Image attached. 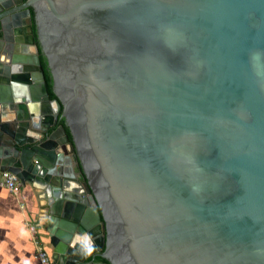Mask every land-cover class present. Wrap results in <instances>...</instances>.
Masks as SVG:
<instances>
[{"label":"water","instance_id":"1","mask_svg":"<svg viewBox=\"0 0 264 264\" xmlns=\"http://www.w3.org/2000/svg\"><path fill=\"white\" fill-rule=\"evenodd\" d=\"M0 93L52 264H264V0H0Z\"/></svg>","mask_w":264,"mask_h":264},{"label":"crops","instance_id":"2","mask_svg":"<svg viewBox=\"0 0 264 264\" xmlns=\"http://www.w3.org/2000/svg\"><path fill=\"white\" fill-rule=\"evenodd\" d=\"M27 91L31 93V89L27 88ZM73 169L80 175L75 156ZM67 182L66 186L62 182H55L51 192L45 188L35 190L27 185L22 187L19 196H14L6 188L0 187V264H38L27 228L30 224L36 226L38 235L53 260L49 204L54 201L64 204L71 200L69 204L72 205L76 201L78 193L75 189L78 186L74 181ZM54 192L58 193L57 198L54 197Z\"/></svg>","mask_w":264,"mask_h":264},{"label":"built area","instance_id":"3","mask_svg":"<svg viewBox=\"0 0 264 264\" xmlns=\"http://www.w3.org/2000/svg\"><path fill=\"white\" fill-rule=\"evenodd\" d=\"M0 187L6 188L14 196H19L22 190V185L17 177L10 172L0 171ZM30 232L33 237L35 247V257L38 264H52V259L49 252L45 248L36 226H30Z\"/></svg>","mask_w":264,"mask_h":264},{"label":"trees","instance_id":"4","mask_svg":"<svg viewBox=\"0 0 264 264\" xmlns=\"http://www.w3.org/2000/svg\"><path fill=\"white\" fill-rule=\"evenodd\" d=\"M32 21H33V30H34V35H35V38H36V42H37V45L39 47V52H40V60H41V64H42V67H43V71H44V74H45V78H46V85H47V88H48V91H49V94H50V97L52 99H55L56 96L53 92V81H52V76H51V73H50V70L48 68V64H47V60L45 58V56L42 54L41 52V49H40V46H39V43H38V40H37V34H36V26H35V21H34V12L32 10ZM60 124L61 125H64L65 128H66V131L68 133V136H69V139L72 141V137L70 135V132H69V129L68 127L65 125V121L64 119H61L60 120ZM77 159V158H76ZM80 166H78V170L80 171ZM82 179L85 180L84 176H82ZM97 261H100V262H104L105 264H109L107 260L103 259L102 257H97L96 258Z\"/></svg>","mask_w":264,"mask_h":264},{"label":"rangeland","instance_id":"5","mask_svg":"<svg viewBox=\"0 0 264 264\" xmlns=\"http://www.w3.org/2000/svg\"><path fill=\"white\" fill-rule=\"evenodd\" d=\"M30 226H34V225H33V224L27 225L28 231H29L30 236H31V240H32V242H33L32 233L30 232Z\"/></svg>","mask_w":264,"mask_h":264},{"label":"bare ground","instance_id":"6","mask_svg":"<svg viewBox=\"0 0 264 264\" xmlns=\"http://www.w3.org/2000/svg\"><path fill=\"white\" fill-rule=\"evenodd\" d=\"M21 88H22V91H26V88H25V87L21 86ZM25 97H26V100L29 98L28 96H25ZM25 107H26V109H27L26 102H25Z\"/></svg>","mask_w":264,"mask_h":264},{"label":"flooded vegetation","instance_id":"7","mask_svg":"<svg viewBox=\"0 0 264 264\" xmlns=\"http://www.w3.org/2000/svg\"><path fill=\"white\" fill-rule=\"evenodd\" d=\"M32 24H33V21H32ZM37 33V32H36Z\"/></svg>","mask_w":264,"mask_h":264}]
</instances>
